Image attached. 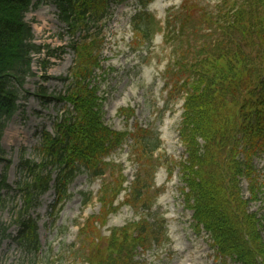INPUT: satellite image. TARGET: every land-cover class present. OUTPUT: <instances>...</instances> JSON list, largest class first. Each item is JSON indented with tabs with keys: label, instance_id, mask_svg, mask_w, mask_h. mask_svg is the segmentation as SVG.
<instances>
[{
	"label": "trees",
	"instance_id": "16d2710c",
	"mask_svg": "<svg viewBox=\"0 0 264 264\" xmlns=\"http://www.w3.org/2000/svg\"><path fill=\"white\" fill-rule=\"evenodd\" d=\"M34 1L46 0H0V164L7 162L2 145L5 129L20 108L26 79L33 74V54L42 50L25 19ZM53 1L75 53L69 75L60 78L66 91L57 95L66 108L54 131L42 132L34 157L21 162L16 187L0 175V203L5 191H17L23 201L16 220L18 238L36 250L37 224L30 212L40 196L53 187L54 209L69 198V186L79 175L90 182L100 179L99 213L89 216L80 226L79 240L61 251L78 250L77 243L84 244L92 227L87 252L74 256V264L78 259L87 264H136L138 247L146 250L167 241L165 220L154 213L150 195L161 141L155 129L138 126L127 133L106 125L104 98L96 82L111 5L125 0ZM150 2L139 0L131 26L137 48L151 45L157 32L177 40L165 85L168 103L184 94L179 132L186 158L173 165L179 169L181 192L193 211L195 227L209 235L212 248L225 262L264 264V213L261 206L252 209L253 204L264 203V181L255 163L264 155V0H220L218 9L208 14L185 0L179 14L171 13L165 25L147 10ZM127 138L132 139V155L140 169L123 204L146 217L115 228L106 238L96 231L97 225L118 209L117 197L126 190L121 166L107 158ZM81 196L84 207L93 202L91 191ZM6 232L0 224V241L9 236Z\"/></svg>",
	"mask_w": 264,
	"mask_h": 264
},
{
	"label": "rangeland",
	"instance_id": "374dc122",
	"mask_svg": "<svg viewBox=\"0 0 264 264\" xmlns=\"http://www.w3.org/2000/svg\"><path fill=\"white\" fill-rule=\"evenodd\" d=\"M184 1L152 0L147 10L165 24L169 13L179 14ZM190 3L202 14H208L218 9L220 0H190ZM139 8V0L112 3L111 16L103 28V66L96 73L99 95L104 98V123L127 133L135 132L138 126L154 128L162 141V148L155 157L157 167L150 195L155 200L154 213H160L166 219L169 241L147 250L138 248L137 264H185L187 252L194 251L197 246L205 249L202 257L197 259L198 264H232L221 259L212 249L209 236L195 227L193 213L181 192L183 184L179 170L173 165L174 161L186 158L179 134L183 100L164 110L167 100L165 83L169 79L165 73L172 57L173 43L177 40L172 39L175 35L164 37L160 32L151 45L137 48L130 20ZM59 16V9L53 0L41 3L35 1L25 16L33 28L34 41L42 50L41 53L33 54V74L26 79L19 101L20 108L8 122L2 138L7 162L0 164V175H6L13 188L21 178V162L34 157L41 133L44 130L53 132L54 122L64 110V104L58 101L57 95L65 92L66 85L59 78L68 75L75 53L69 44L71 37L66 33V25ZM195 22L197 20L194 19L193 28ZM68 62L70 64L67 67ZM131 143L127 138L110 157V160L121 166L127 187L140 169L132 155ZM255 163L264 181V155L256 158ZM170 170H173L172 175L169 174ZM100 183V180L89 183L85 175H80L70 186L72 199L55 216L51 213L55 200L54 189L40 198L30 213L31 219L37 224L38 253L23 246L17 237L20 226L16 220L23 205L22 198L17 191H5L0 203V224L7 227L6 235L9 236L0 241V264H73L75 254L83 256L91 240L92 227L77 253L75 250H65L62 262L58 253L77 241L79 229L76 221L83 222L84 217L99 212L100 205L96 201L83 212L79 192L91 190L96 194ZM243 187L246 196H249L246 182H243ZM156 193L158 195L155 197ZM162 198H167L166 203ZM123 200L124 195L121 194L119 201ZM173 204L176 206L175 222L168 217ZM263 206L264 203L253 204L252 209L259 210L260 207L264 213ZM142 214L124 205L117 212L107 215L108 223L98 224L99 230L96 231L102 233L100 236H107L110 229L124 226L130 221H139ZM174 223L181 234L175 231L179 238L177 240L172 237L174 232L171 224ZM179 243L184 245V252L177 249ZM77 263L83 264L81 259Z\"/></svg>",
	"mask_w": 264,
	"mask_h": 264
},
{
	"label": "bare ground",
	"instance_id": "6f19581e",
	"mask_svg": "<svg viewBox=\"0 0 264 264\" xmlns=\"http://www.w3.org/2000/svg\"><path fill=\"white\" fill-rule=\"evenodd\" d=\"M69 64H70V62L67 63V67L69 66ZM162 200L165 202L167 200V198H162ZM175 207L176 206L173 204V209L171 210V212L168 213V217L170 219H172L173 222H175L174 219L177 218ZM171 230H172V232H174V234H172V237L176 240L179 239L177 234H175V231L178 233L175 223L171 224ZM179 235H181V234H179ZM179 244L180 245L177 247V249H180L182 252H184V249H185L184 245L182 243H179ZM203 252H205V249L201 248L200 246H197L194 251L187 252L185 264H198L197 259L202 257Z\"/></svg>",
	"mask_w": 264,
	"mask_h": 264
}]
</instances>
